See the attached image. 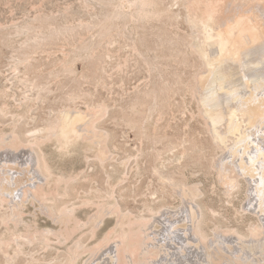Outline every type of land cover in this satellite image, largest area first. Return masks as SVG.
<instances>
[{
	"label": "rangeland",
	"instance_id": "rangeland-1",
	"mask_svg": "<svg viewBox=\"0 0 264 264\" xmlns=\"http://www.w3.org/2000/svg\"><path fill=\"white\" fill-rule=\"evenodd\" d=\"M235 1L264 5V0ZM184 3L153 0L140 15L130 0H0V135L14 134L22 148L37 146L52 174L70 179L53 185L50 209L74 207L78 225L67 237L66 228L29 205L27 220L54 235L47 243L23 242L17 255L11 245V264H63L78 243L96 248L112 236L119 219L108 214L96 226L103 203L118 206L124 223L157 220L158 231L163 220L172 221V229L187 227L179 221L191 208L210 238L218 230L248 236L259 226L249 204V179L233 167L240 146L229 135L227 147H218L199 104L204 66L192 50L195 30L186 21ZM26 57L28 63L15 71L14 64ZM66 109L91 115V129L101 135L95 141L109 153L108 161H100L97 145L86 139L64 152L47 137L46 127ZM184 188L195 194L193 201L183 197ZM7 212L4 203L0 216ZM165 213L171 215L161 217ZM4 231L0 224V235ZM82 257L76 264H83Z\"/></svg>",
	"mask_w": 264,
	"mask_h": 264
},
{
	"label": "bare ground",
	"instance_id": "bare-ground-1",
	"mask_svg": "<svg viewBox=\"0 0 264 264\" xmlns=\"http://www.w3.org/2000/svg\"><path fill=\"white\" fill-rule=\"evenodd\" d=\"M152 1L130 0V7L143 15ZM184 8L186 21L195 30L192 50L204 66L197 83L199 104L218 147L226 148L232 136L230 143L240 146L239 162L233 167L249 179L253 197L249 204L260 224L251 227L248 236L218 230L210 238L202 232L201 218L195 217L194 208L181 214L183 219L179 222H185L187 227L172 229L173 222L163 220L165 227L158 231L157 220L151 222L153 218L149 221L142 217L135 224L131 225L130 219L129 224L124 223L126 217L118 206L103 203L95 223L100 226L104 216L115 213L119 219L112 236H107L96 248L78 243L63 264H76L82 256H86L83 264H264V5L247 6L235 0H185ZM29 58H19L14 70L27 64ZM92 120L87 112L63 110L46 127L47 137L64 152L86 139L87 143L97 145V158L108 161L109 153L101 142L95 141L101 135L94 134ZM82 127H86L85 131ZM22 143L14 134L0 135V207L5 203L8 210L0 216V224L5 225L0 235L4 264L13 262L7 252L11 245L16 246L14 255H17L23 242L42 239L47 243L48 236L54 235L53 230L40 229L36 221L27 220L29 205L66 228L67 237H73L75 226L78 227L74 207L57 213L50 209L56 193L51 191L53 185L64 186L70 179L53 175L46 158L42 159L34 150L37 146L33 148L32 143L31 146L26 143L22 148ZM20 148L23 152H19ZM222 174L225 183L232 185L226 173ZM181 193L193 201L194 193L185 188Z\"/></svg>",
	"mask_w": 264,
	"mask_h": 264
}]
</instances>
